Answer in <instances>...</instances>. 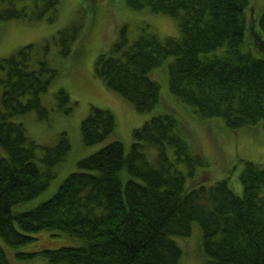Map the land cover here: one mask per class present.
Wrapping results in <instances>:
<instances>
[{"label": "trees", "instance_id": "1", "mask_svg": "<svg viewBox=\"0 0 264 264\" xmlns=\"http://www.w3.org/2000/svg\"><path fill=\"white\" fill-rule=\"evenodd\" d=\"M125 3L134 10L170 15L178 34L162 38L145 24L129 41L123 26L109 52L96 56L94 74L137 111L170 110L154 113L134 128L129 150L119 139L108 141L80 158L78 169L52 196L16 212L15 204L49 186L70 143L64 132L54 145H41L14 119L31 109L39 119L47 117L41 94L56 70L33 56V44L0 58V238L18 248L35 238L31 233L45 229L82 241L78 246L16 252L19 257H41L43 264H180L182 251L174 236H188L197 224L203 264H264V163L244 162L239 173L242 194L226 178L188 188L186 176L206 168L208 161L178 112L164 97L162 102L160 82L149 74L166 63L169 92L189 105L200 122L221 119L229 129L259 122L264 127V8L257 18L250 0ZM59 6L60 0H0V22L54 21ZM89 7L96 10L94 4ZM77 31H60L63 52L67 38ZM57 96L59 108L70 101L64 90ZM73 103L63 109L71 110ZM115 128L109 108L90 105L80 123L81 139L92 145ZM146 146L158 148L157 162L147 158ZM167 146L173 147L174 161L166 154ZM176 162L186 172L174 167ZM0 264H11L1 244Z\"/></svg>", "mask_w": 264, "mask_h": 264}, {"label": "rangeland", "instance_id": "2", "mask_svg": "<svg viewBox=\"0 0 264 264\" xmlns=\"http://www.w3.org/2000/svg\"><path fill=\"white\" fill-rule=\"evenodd\" d=\"M250 1L255 7L253 13L259 18L264 8V0ZM91 4L96 6L95 11L90 9ZM56 15L54 21L42 17L36 21L12 19L0 22V58L14 54L21 46L33 44V56L44 58L47 64L56 70L47 90L41 94V104L49 109L47 117L39 119L36 109H31L15 116L14 119L22 121L27 134L41 145H54L64 132L70 143L65 158L55 165L57 174L49 186L35 197L15 204L13 210L16 212L32 208L52 196L63 179L78 169L77 161L80 158L91 154L108 141L119 139L124 143L126 150H129L134 128L141 126L152 114L170 110L162 106L150 113L137 111L130 101L110 90L104 80L94 74L93 69L96 56L101 52H109L123 26L127 28L129 41L136 38L145 24H149L151 31L163 38L178 34L175 18L149 10H134L125 0H60ZM75 27L78 31L73 38H67L70 39L68 49L63 52L60 31H72ZM149 74L152 79L160 82L162 102L164 97V102L178 112L181 117L176 115L188 127L195 144L208 161L206 168L197 170L192 176H186V186H209L226 178L234 192L242 194L239 173L244 162L264 163L263 124L259 122L252 126L229 129L221 119L200 122L189 105L182 103L169 92L166 63L153 68ZM59 90H64L70 98L69 102H63L61 108L58 107ZM71 103L72 109L65 111L63 107L70 106ZM90 105L109 108L115 116L116 128L106 139L85 145L81 139L80 123L88 114ZM144 151L150 161L157 162V147L146 146ZM166 151L169 160L174 161L176 154L173 147L167 146ZM0 152H3L1 147ZM174 167L184 172L187 169L181 162L174 163ZM16 226L18 227L17 224ZM31 234L35 238L18 248L7 245L0 238V244L11 264H43L41 257H19L17 251L31 252L43 248L78 246L82 243L79 238L55 235L45 229ZM200 235V227L196 224L188 236H174L182 251L180 264H203L204 254L199 246Z\"/></svg>", "mask_w": 264, "mask_h": 264}]
</instances>
